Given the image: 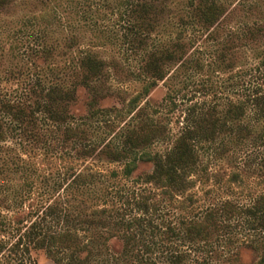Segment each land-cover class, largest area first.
I'll use <instances>...</instances> for the list:
<instances>
[{
  "label": "trees",
  "instance_id": "obj_1",
  "mask_svg": "<svg viewBox=\"0 0 264 264\" xmlns=\"http://www.w3.org/2000/svg\"><path fill=\"white\" fill-rule=\"evenodd\" d=\"M58 1L0 0V67L5 84L13 86L0 83V181L12 185L0 193V256H13L17 264H38L41 253L55 264H247L243 254L250 253L249 264H264V194L245 207L230 200L200 210L186 206L205 160L230 163L243 154L237 152L241 146L264 149V59L245 73L236 99L192 103L181 96L188 77L206 68L194 52V35L201 31L218 40L224 2L172 0L176 20L170 24L177 33L150 46L167 25L170 0H65L77 3L61 30L53 21L58 12L52 3ZM107 18L111 24L105 26ZM251 28L247 36L256 41L258 31ZM87 40L100 47L118 42L139 55L137 95L103 106L121 65ZM231 51L228 41L219 44L215 62L222 73L236 68ZM160 84L168 92L152 104L149 97ZM80 91L88 96L85 115L74 113ZM185 104L171 139L163 109L175 113ZM96 122H104L102 135H93ZM38 153H66L73 162L95 158L122 170L108 177L69 165L55 184L63 196L37 203L31 164ZM120 177L134 189L109 190L106 179ZM229 182L241 185L242 174L233 171ZM91 193L88 208L84 197ZM75 194L78 205L70 199ZM170 205L179 210L176 222L163 217ZM243 227L250 237L233 251L227 237ZM221 239L228 240L224 255L217 247Z\"/></svg>",
  "mask_w": 264,
  "mask_h": 264
},
{
  "label": "rangeland",
  "instance_id": "obj_2",
  "mask_svg": "<svg viewBox=\"0 0 264 264\" xmlns=\"http://www.w3.org/2000/svg\"><path fill=\"white\" fill-rule=\"evenodd\" d=\"M222 1L226 6L227 14L223 22L224 25L219 29V34L216 36L218 40L201 31L196 32L194 35V52L197 51V57L203 61L206 68L202 74H194L188 77V88L181 93V96L185 95L186 99H192L194 101L192 103H208L214 101L219 104H224L228 100L236 99L241 90L242 79L245 73L252 70L260 59H264V0ZM76 3L77 1L70 2L65 0L52 3L53 14H55L56 10L58 12V17L53 21L59 30L62 27L67 28L69 26L65 15L70 11L71 6L76 5ZM171 3L172 0H170L171 8L168 7L167 9L168 17L165 20V24L167 25L163 28L161 27L158 30L160 32L149 40L150 46L169 41L177 33L176 28L170 24L176 20V10ZM109 18L104 22L105 26L111 24V21H108ZM13 20H16V17ZM6 21H9V19H6ZM251 27L255 28V31H258L256 41H253L249 35L247 36L248 28ZM224 41H228L230 46H232L231 53L233 54V64L236 68L231 73L220 72L215 62L219 51V44H224ZM87 42L92 44L89 40ZM93 43L92 45L95 46V51H98L104 59L115 60L121 65V68L116 73H112V77L107 85L111 97L103 103V106L113 107L120 105V102L123 100L129 101L142 88V84L135 80L139 55L131 53L127 47L121 46L118 42H114L113 44L108 43V45L102 47L97 46L99 44H95V42ZM3 71L4 68L0 67V83L4 87L12 89L13 86L7 83L5 84L4 82ZM180 88L181 86H177V90ZM168 89L166 85L160 84L151 93L149 101L157 105L165 98ZM79 94V100L74 107V113L77 115H85L87 113L88 96L85 91H80ZM187 106L189 105L185 104V106L180 107L175 113H167L168 109H163V114H166L162 115L161 118L169 127L171 139L178 132L179 121H182L181 110ZM103 124L104 122H96L92 125L93 135H102L103 130H105ZM258 146L239 147L237 152L241 151L243 154L236 157L230 163L224 160H205L201 166L200 175L196 179L195 187L189 193L192 202L188 199L186 206L191 210H200L214 203L230 200L240 207H245L252 203L255 198L264 194V164L262 161L264 158V149ZM161 148L162 146L159 145L158 149ZM32 163L31 167L34 166V169L37 170L34 175L32 198L37 203L53 202L55 199L63 196L64 192L62 194L59 193L56 190V185L64 178V174L69 168V165H73L78 170L89 167L91 171L102 173L108 177L112 171L120 173L122 170L121 165L109 164L104 161H98L95 158L73 162L72 158L66 153H55L46 156L38 153L34 156ZM233 171L242 174L244 183L237 185L229 182V175ZM106 181H108L109 190L130 191L134 189L131 181L122 179L121 177L114 180L107 178ZM11 187V183L0 181V193L11 190ZM144 188L151 191L152 194H158L151 186H145ZM92 198H94L93 193L90 196L87 195V197H84L87 201L88 208L93 206ZM70 199L74 201L75 205L79 204V194L71 196ZM164 208L163 217L171 222H176L179 211L176 206L170 205L169 207L164 206ZM128 213H130L129 210ZM249 235L250 232H248V229L243 227L236 232L235 237H227L231 238L233 243H235L232 246L233 251H236L238 247L245 243L247 238L250 237ZM256 235V239H258V232ZM171 240L175 242V237H172ZM226 242L228 240L221 239L217 246L220 255H224L227 251L224 247ZM114 248L118 249L119 246L116 245ZM252 257L250 253H244V263L249 264L253 259ZM37 261L38 264H55L54 261L42 253L37 255ZM0 264H17V260L13 256H0Z\"/></svg>",
  "mask_w": 264,
  "mask_h": 264
}]
</instances>
